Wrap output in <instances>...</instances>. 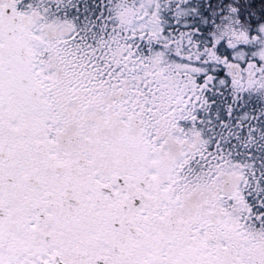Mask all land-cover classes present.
<instances>
[{"label": "snow or ice", "instance_id": "snow-or-ice-1", "mask_svg": "<svg viewBox=\"0 0 264 264\" xmlns=\"http://www.w3.org/2000/svg\"><path fill=\"white\" fill-rule=\"evenodd\" d=\"M0 264H264V0H0Z\"/></svg>", "mask_w": 264, "mask_h": 264}]
</instances>
